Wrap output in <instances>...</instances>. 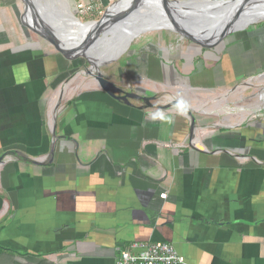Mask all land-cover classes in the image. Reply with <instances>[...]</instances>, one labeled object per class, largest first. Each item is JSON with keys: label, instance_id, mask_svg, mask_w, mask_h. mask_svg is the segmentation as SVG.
<instances>
[{"label": "crops", "instance_id": "crops-1", "mask_svg": "<svg viewBox=\"0 0 264 264\" xmlns=\"http://www.w3.org/2000/svg\"><path fill=\"white\" fill-rule=\"evenodd\" d=\"M121 61L152 103L169 89L203 108L264 72V21L212 49L163 30ZM130 102L87 88L55 131L38 109L0 112V264H116L132 241L168 242L182 264H264V117L206 130L197 114L228 118L215 103L190 138L178 107Z\"/></svg>", "mask_w": 264, "mask_h": 264}, {"label": "water", "instance_id": "water-1", "mask_svg": "<svg viewBox=\"0 0 264 264\" xmlns=\"http://www.w3.org/2000/svg\"><path fill=\"white\" fill-rule=\"evenodd\" d=\"M20 1L22 4L21 24L45 40L64 59L74 60L83 57L88 64L85 72L93 77L95 84L102 91L113 99L130 106L132 105L130 100L141 101L140 109L151 107L164 110L178 107L179 111L190 120V138L193 137L196 127L193 111L200 110L202 113L208 111L200 107L196 109L189 106L184 99L172 97L164 104L152 103L154 95H150L148 91L141 88L125 90L117 86L100 71L99 66L116 61L136 37L149 31L169 30L201 48L212 49L223 42L226 36L245 30L258 21H264V15H256L253 12L264 8V0H158L159 4L153 7L146 3L147 0H128L125 5H122L124 0H116L98 19L92 21L79 20L66 1L68 5L66 13L58 12L59 0ZM158 7L159 10L156 9ZM61 14L71 16L80 24H90L76 43L65 42V37H61L68 33L63 24L65 22L67 25V22ZM108 43L115 44L117 50L113 57L101 60L99 59L100 52ZM96 58L99 59V63L93 61ZM257 76L263 77L264 72ZM254 77L256 76L249 79ZM237 87L238 85L234 89ZM239 125L240 123L225 127L231 128ZM51 128L55 131V123H52ZM191 146L196 148L192 144ZM216 150L230 153L223 148L211 151ZM231 154L241 156L238 151H233ZM0 162H3L2 156H0Z\"/></svg>", "mask_w": 264, "mask_h": 264}, {"label": "rangeland", "instance_id": "rangeland-1", "mask_svg": "<svg viewBox=\"0 0 264 264\" xmlns=\"http://www.w3.org/2000/svg\"><path fill=\"white\" fill-rule=\"evenodd\" d=\"M66 1H69V0H66ZM73 11L75 12L76 10L74 9ZM21 12H22V4L20 0H0V40L4 42L13 41L16 44H18L19 42L26 44V41L31 40L29 38V36H31L32 37L31 41L38 40L42 48L53 50V48L50 45H48L45 41H43L36 34L31 32L30 30H28L25 26L21 24L20 22ZM74 15L77 17L75 13ZM85 26L89 28L88 25H85ZM162 31L161 30L149 31V32L139 35L132 41L130 47L116 61L109 63V64L100 65L99 66L100 71L104 73L105 76L110 81L116 84H118V80L119 81L122 80V83H121L123 84L122 86H129V88L131 89L135 88L134 83H130V85H128L127 82L125 81L127 80V81L133 82L134 79H131L129 77V74L126 73L127 70L122 68L123 64H122V67H120L119 62L121 64L122 62L121 60L125 56H127L135 48L136 45L145 43L147 41H150L151 39L159 40V38L161 37ZM166 31L167 33H173L177 35L176 33L172 31H169V30H166ZM170 53H172V56L176 55L174 52H170ZM57 61L60 64V66L58 67L59 70L57 71V74L60 73L59 77L56 79L55 81L56 83L51 85L49 89H47V91L45 92V97H46L45 99L47 102V104H45L47 108L45 112V120L48 125L52 124L53 114H54L53 109L50 112V108H51L50 101L53 95L60 88H64L67 85L70 88V90L68 89L69 92L67 90V92L65 94H62V96L58 99V102H59L58 110H60L65 105V103H67V101L77 96L80 92L85 91L87 88L97 86L94 80L92 79L93 77L89 73L85 72L87 70L88 64H87V61L83 57L77 58V63H76V59L72 60L74 62L73 63L70 60L61 58L60 56L57 57ZM164 67L165 65L162 64L161 69H163ZM125 76H126V79H125ZM247 79L248 78H244L238 81L237 83H235L233 86L237 84L240 85ZM252 80H253L252 82L253 85H248V86L246 85L244 86V89L238 88L237 92L233 93L232 97H230L227 100L225 99L226 95L223 98L220 96L221 92H223L224 89H218L216 99L211 101V103H209V106H205V107L201 106L203 107L201 109L207 111L208 107L211 108V106L216 103L218 109H222V110L225 109L224 112L228 113L227 114L228 118L224 120L222 119V117L223 118L225 117L226 115L225 113H221L216 116L214 115H204L203 116L201 114H197V116L203 120L202 123L205 126L203 128L206 130L217 129L219 126L217 123L222 124V126H226V124L245 123L247 120L250 119L251 116L257 115V114L260 117H264V76L254 77ZM262 88L263 90H261ZM173 91L174 90L166 89L165 92H160L159 94L168 95L172 98L179 99L177 97H173L174 96L172 95ZM194 103H195L194 101H191L190 104L188 105L193 106ZM239 107H244L243 108L244 111L252 108L251 109L252 111L251 113H249L243 118L242 113L240 112L241 109ZM257 107L260 109H256Z\"/></svg>", "mask_w": 264, "mask_h": 264}, {"label": "flooded vegetation", "instance_id": "flooded-vegetation-1", "mask_svg": "<svg viewBox=\"0 0 264 264\" xmlns=\"http://www.w3.org/2000/svg\"><path fill=\"white\" fill-rule=\"evenodd\" d=\"M29 38L32 40L31 36ZM31 40L26 41V44L0 40V112L23 111L26 115L32 110L38 109L43 113L47 110L45 92L59 77L60 73L57 74V71L60 64L57 57L61 55L54 49L42 48L38 40ZM120 82L122 83V80ZM123 89L133 90L129 87ZM13 96L18 97V101H15ZM58 104L57 101L53 108L52 123H55L56 113L59 111ZM194 118L196 119L195 114ZM188 123L190 126L189 119Z\"/></svg>", "mask_w": 264, "mask_h": 264}, {"label": "built area", "instance_id": "built-area-1", "mask_svg": "<svg viewBox=\"0 0 264 264\" xmlns=\"http://www.w3.org/2000/svg\"><path fill=\"white\" fill-rule=\"evenodd\" d=\"M116 0H69L68 5L72 12L81 21L98 19L108 6ZM181 256L172 244L165 241H132L122 249L116 264H182Z\"/></svg>", "mask_w": 264, "mask_h": 264}, {"label": "bare ground", "instance_id": "bare-ground-1", "mask_svg": "<svg viewBox=\"0 0 264 264\" xmlns=\"http://www.w3.org/2000/svg\"><path fill=\"white\" fill-rule=\"evenodd\" d=\"M66 0H59V7H58V12L62 11L63 13H66L68 12V9H67V4L65 3ZM67 2V1H66ZM148 5H152L153 6H157L159 4V1L158 0H147L146 2ZM124 3H122L123 5ZM125 5V4H124ZM157 10H159L160 8H156ZM256 15H264V8H259L257 9L256 11L254 10L253 11ZM61 17L64 18L67 22V25L65 24V22H63L64 26H66L67 28V31L68 33L65 34V36H61L62 38L65 37V42H68V43H76L80 37L85 33V31H87V27L85 25H88V24H80L78 21H76L75 19H73L71 16L69 15H63L61 14ZM68 25H70L68 27ZM161 25V24H160ZM115 50L116 49V46L115 44L112 45L111 43L104 48V50H102L100 53L101 55L99 56V59L101 60H104V59H107V58H111L113 57L114 53H115ZM98 58H96L95 60H93L94 62H100ZM95 82V81H94ZM252 82L253 80L252 79H247L246 81H244L243 83H241L240 85H238L237 88L234 89V91H236L238 88H241L242 86H248V85H252ZM263 82V81H261ZM260 82V83H261ZM96 83V82H95ZM257 83V82H256ZM259 83V84H260ZM255 86V85H254ZM246 88V87H245ZM70 90V88L66 85L64 88H60L54 95L53 97L51 98V101H50V112L52 111V109L54 108L55 106V103L58 101V99L60 98V96H62V94H65L67 92V90ZM68 90V92H69ZM233 91V92H234ZM231 92V91H230ZM226 93V92H225ZM229 94V93H228ZM222 96V95H221ZM225 96V94L223 95V97Z\"/></svg>", "mask_w": 264, "mask_h": 264}, {"label": "trees", "instance_id": "trees-1", "mask_svg": "<svg viewBox=\"0 0 264 264\" xmlns=\"http://www.w3.org/2000/svg\"><path fill=\"white\" fill-rule=\"evenodd\" d=\"M90 24H88V26H89ZM75 60V59H74ZM76 63H77V59H76ZM75 66V65H74Z\"/></svg>", "mask_w": 264, "mask_h": 264}]
</instances>
